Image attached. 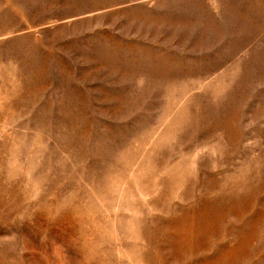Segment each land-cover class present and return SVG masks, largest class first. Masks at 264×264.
Here are the masks:
<instances>
[{"label":"rangeland","instance_id":"obj_1","mask_svg":"<svg viewBox=\"0 0 264 264\" xmlns=\"http://www.w3.org/2000/svg\"><path fill=\"white\" fill-rule=\"evenodd\" d=\"M0 264H264V0H0Z\"/></svg>","mask_w":264,"mask_h":264},{"label":"bare ground","instance_id":"obj_2","mask_svg":"<svg viewBox=\"0 0 264 264\" xmlns=\"http://www.w3.org/2000/svg\"><path fill=\"white\" fill-rule=\"evenodd\" d=\"M257 10H258V8H257ZM261 11H262V9H260ZM245 13V12H244ZM245 16H246V14H244ZM233 62V61H232ZM245 65V64H244ZM246 65H248V64H246ZM254 76V75H253ZM240 82V81H239Z\"/></svg>","mask_w":264,"mask_h":264}]
</instances>
